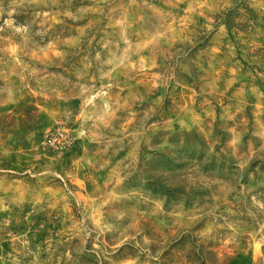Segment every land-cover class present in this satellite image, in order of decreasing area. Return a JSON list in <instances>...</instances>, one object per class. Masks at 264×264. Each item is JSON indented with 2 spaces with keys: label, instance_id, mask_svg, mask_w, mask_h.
<instances>
[{
  "label": "rangeland",
  "instance_id": "1",
  "mask_svg": "<svg viewBox=\"0 0 264 264\" xmlns=\"http://www.w3.org/2000/svg\"><path fill=\"white\" fill-rule=\"evenodd\" d=\"M0 264H264V0H0Z\"/></svg>",
  "mask_w": 264,
  "mask_h": 264
},
{
  "label": "trees",
  "instance_id": "2",
  "mask_svg": "<svg viewBox=\"0 0 264 264\" xmlns=\"http://www.w3.org/2000/svg\"><path fill=\"white\" fill-rule=\"evenodd\" d=\"M227 14H229V13H227ZM225 18H220V22H221V24H225L226 25V27L228 28V30H230L231 29V22H228V20H226V19H228L227 17H228V15H226V16H224Z\"/></svg>",
  "mask_w": 264,
  "mask_h": 264
}]
</instances>
